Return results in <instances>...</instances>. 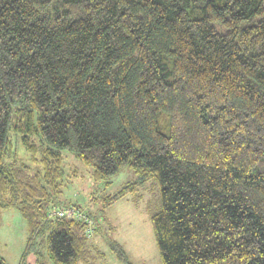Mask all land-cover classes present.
Here are the masks:
<instances>
[{"label": "trees", "instance_id": "trees-1", "mask_svg": "<svg viewBox=\"0 0 264 264\" xmlns=\"http://www.w3.org/2000/svg\"><path fill=\"white\" fill-rule=\"evenodd\" d=\"M64 150L103 187L134 171L92 193L100 213L157 182L162 264H264V0H0V209L26 219L35 264L95 247L92 223L49 215L101 219L62 199Z\"/></svg>", "mask_w": 264, "mask_h": 264}, {"label": "rangeland", "instance_id": "rangeland-1", "mask_svg": "<svg viewBox=\"0 0 264 264\" xmlns=\"http://www.w3.org/2000/svg\"><path fill=\"white\" fill-rule=\"evenodd\" d=\"M16 150L21 160L35 167L29 153L17 142ZM62 155V199L67 203H79L101 218L99 224L95 220L92 222L91 238L95 243V247L91 248L92 256L87 262L79 264H123L110 247L113 241L121 244L130 264H162L147 211L148 204L158 197L157 182L151 180L146 183V187L140 190L141 199L138 201L130 196L120 198L100 213L92 193L98 190L113 193L134 178V171L123 167L111 178V183L103 187L92 180L91 166L85 165L67 150L62 151ZM28 235L27 221L19 210L14 207L0 209V257L5 264H22L24 258L25 264H35V253L26 251ZM37 242V249L45 256L42 238H38Z\"/></svg>", "mask_w": 264, "mask_h": 264}, {"label": "built area", "instance_id": "built-area-1", "mask_svg": "<svg viewBox=\"0 0 264 264\" xmlns=\"http://www.w3.org/2000/svg\"><path fill=\"white\" fill-rule=\"evenodd\" d=\"M53 214L57 216H64L65 218H75L78 220H86V222H88L89 224L93 222L91 221V219H89L84 209L76 208L75 206H72V205H67V206H63V207L51 210L49 212V215L53 216ZM87 231L89 232V228H87Z\"/></svg>", "mask_w": 264, "mask_h": 264}]
</instances>
